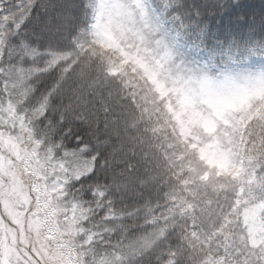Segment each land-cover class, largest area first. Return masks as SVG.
Wrapping results in <instances>:
<instances>
[{"label": "snow or ice", "instance_id": "obj_1", "mask_svg": "<svg viewBox=\"0 0 264 264\" xmlns=\"http://www.w3.org/2000/svg\"><path fill=\"white\" fill-rule=\"evenodd\" d=\"M0 264H264V9L0 0Z\"/></svg>", "mask_w": 264, "mask_h": 264}, {"label": "trees", "instance_id": "obj_2", "mask_svg": "<svg viewBox=\"0 0 264 264\" xmlns=\"http://www.w3.org/2000/svg\"><path fill=\"white\" fill-rule=\"evenodd\" d=\"M246 2L255 8L257 15L264 9V0H246Z\"/></svg>", "mask_w": 264, "mask_h": 264}]
</instances>
